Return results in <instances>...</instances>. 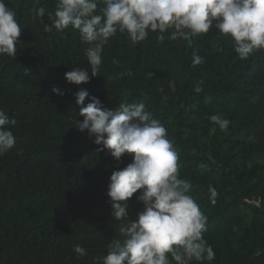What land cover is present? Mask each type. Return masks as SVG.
I'll list each match as a JSON object with an SVG mask.
<instances>
[{
	"label": "trees",
	"instance_id": "obj_1",
	"mask_svg": "<svg viewBox=\"0 0 264 264\" xmlns=\"http://www.w3.org/2000/svg\"><path fill=\"white\" fill-rule=\"evenodd\" d=\"M4 2L22 32L16 54L0 56V109L16 120L15 145L0 155V264H98L119 237L108 183L131 157L117 162L97 152L94 137L75 127L83 120L75 103L80 89L106 110L143 102L165 126L178 178L190 183L208 217L202 235L215 252L210 264H264V50L240 60L214 27L187 41L166 33L158 42L150 32L135 45L117 33L104 47L98 76L89 71V82L75 85L65 73L89 68L88 45L71 28L44 31L56 0ZM39 8L44 24L34 15ZM193 52L204 63L192 67ZM216 114L229 121L227 131L209 120ZM209 186L218 192L214 204ZM140 191L127 201L130 220L143 209ZM77 244L85 256L73 251Z\"/></svg>",
	"mask_w": 264,
	"mask_h": 264
},
{
	"label": "clouds",
	"instance_id": "obj_2",
	"mask_svg": "<svg viewBox=\"0 0 264 264\" xmlns=\"http://www.w3.org/2000/svg\"><path fill=\"white\" fill-rule=\"evenodd\" d=\"M39 2V0H38ZM44 24L45 9L34 10ZM50 24L45 32H63L69 28L78 32L89 68H73L65 73L70 84H86L98 76L103 62L102 53L110 38L117 33L135 45L155 33L158 42L190 40L207 34L213 27L228 38L240 60L264 50V0H56L54 12L47 13ZM22 30L16 13L0 0V56H14ZM118 64V60L112 61ZM204 63L197 52L192 55V67ZM90 69V70H89ZM203 81L197 82L200 93ZM54 94L63 95L57 89ZM89 98L85 89L75 94L82 122L75 121L80 132L94 137L97 152L107 151L119 162L130 156L131 162L109 178L107 196L111 216L119 223V237L108 244L107 255L98 264H204L215 259L211 245L203 238L208 217L189 194L191 185L179 179V157L167 129L143 102L119 104L115 111L106 110L96 97ZM209 120L220 130L227 131L229 121L220 115ZM16 124L0 109V155L15 145L10 130ZM140 191L136 200L143 205L135 219L128 216L127 201ZM211 203L217 190L209 186ZM73 251L86 255L77 244Z\"/></svg>",
	"mask_w": 264,
	"mask_h": 264
}]
</instances>
